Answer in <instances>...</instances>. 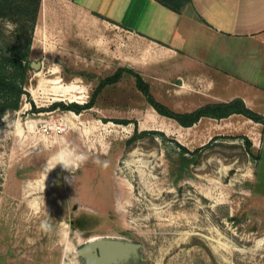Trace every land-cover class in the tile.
I'll use <instances>...</instances> for the list:
<instances>
[{"label":"rangeland","instance_id":"rangeland-1","mask_svg":"<svg viewBox=\"0 0 264 264\" xmlns=\"http://www.w3.org/2000/svg\"><path fill=\"white\" fill-rule=\"evenodd\" d=\"M150 47L73 0H42L29 94L0 113V264H86L79 248L92 237L140 243V257L124 264H264V146L259 162L254 122L234 115L183 126L149 105L129 74L81 113L49 109L90 100L120 66L142 73L139 65L158 60ZM187 64L143 75L179 112L206 104L195 93L209 96L208 85L177 77L202 71ZM216 78L215 93L240 88ZM136 130L168 137L131 141ZM175 141L195 151L185 167Z\"/></svg>","mask_w":264,"mask_h":264},{"label":"crops","instance_id":"crops-1","mask_svg":"<svg viewBox=\"0 0 264 264\" xmlns=\"http://www.w3.org/2000/svg\"><path fill=\"white\" fill-rule=\"evenodd\" d=\"M73 1L94 16L136 33L151 45L158 60L139 65L145 77L157 78L146 70L149 66L176 59L185 65L192 63L202 71L177 77L208 85V97L194 94L200 103L241 97L250 108L264 114V0H192L183 12L174 11L159 0ZM217 75L226 77V83L235 80L240 88L226 94L215 93ZM234 115L256 124L252 127L259 137L254 148L260 152L264 146V125L242 114L231 116Z\"/></svg>","mask_w":264,"mask_h":264},{"label":"trees","instance_id":"trees-1","mask_svg":"<svg viewBox=\"0 0 264 264\" xmlns=\"http://www.w3.org/2000/svg\"><path fill=\"white\" fill-rule=\"evenodd\" d=\"M169 8L177 12H183L192 0H159ZM42 5V0H0V113L18 110L21 107L23 97L29 94L30 71L32 70V44L36 25ZM125 74L134 77L138 90L144 95L149 105L164 116L178 121L183 126H192L204 117L226 118L232 114H242L256 122L264 125V114L250 108L241 97L229 101H218L206 103L192 111L179 112L172 110L165 103L158 100L151 90L150 83L143 75L133 67L125 65L118 67L112 74L100 79L91 94L90 100L85 103L72 101L66 103L62 100L53 102L49 109H63L81 113L83 110L93 107L98 96L108 85L119 82ZM44 110V109H38ZM119 122L129 123L121 120ZM145 133L157 134L165 139L168 136L160 130L135 131L130 139L134 141ZM248 149L253 146L252 140L243 135ZM180 148V159L182 167L190 160L187 153H194L188 147L175 141ZM250 154L258 161L261 154Z\"/></svg>","mask_w":264,"mask_h":264},{"label":"water","instance_id":"water-1","mask_svg":"<svg viewBox=\"0 0 264 264\" xmlns=\"http://www.w3.org/2000/svg\"><path fill=\"white\" fill-rule=\"evenodd\" d=\"M140 247V243L120 238L92 237L79 248V254L86 264H124L140 257Z\"/></svg>","mask_w":264,"mask_h":264},{"label":"clouds","instance_id":"clouds-1","mask_svg":"<svg viewBox=\"0 0 264 264\" xmlns=\"http://www.w3.org/2000/svg\"><path fill=\"white\" fill-rule=\"evenodd\" d=\"M81 159H83V158L81 157ZM45 227H47V225H45Z\"/></svg>","mask_w":264,"mask_h":264}]
</instances>
